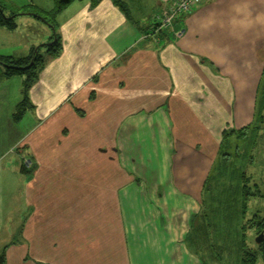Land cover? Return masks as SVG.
Masks as SVG:
<instances>
[{
  "label": "crops",
  "instance_id": "obj_1",
  "mask_svg": "<svg viewBox=\"0 0 264 264\" xmlns=\"http://www.w3.org/2000/svg\"><path fill=\"white\" fill-rule=\"evenodd\" d=\"M173 1L70 0L56 16L60 54L39 71L18 122L23 78L12 88L0 70L5 264L211 263L190 235L202 200L187 186L197 176L183 175L198 152L183 146V123L206 151L220 147L264 53V0H201L172 29L149 31ZM199 252L214 260L215 245Z\"/></svg>",
  "mask_w": 264,
  "mask_h": 264
},
{
  "label": "rangeland",
  "instance_id": "obj_2",
  "mask_svg": "<svg viewBox=\"0 0 264 264\" xmlns=\"http://www.w3.org/2000/svg\"><path fill=\"white\" fill-rule=\"evenodd\" d=\"M4 6V12L9 13L12 11H19L22 14L15 18L17 27L13 30H7L5 28L0 30V55H11L14 57L26 56L32 47L40 46V53L43 55L46 61L48 53L45 52V48L42 43H48L52 33L51 27L45 22L35 18L30 14H23L24 12H34L41 8H51L55 0H0ZM201 3V0H200ZM48 10V9H46ZM149 31H152L151 24ZM1 28V27H0ZM21 44L22 46L29 44L25 49L26 52H17L15 45ZM30 48V49H29ZM227 65L228 62H226ZM243 62H231L230 67L242 66ZM217 67V66H216ZM220 67L223 69L222 64ZM4 66L0 63V70H3ZM251 77L248 78V84H246L247 93H237L233 101L232 113H229L226 118V124L221 129V142L216 148H211L206 151L205 147L196 140L186 136L187 123H183V146L188 151L197 150L192 157H187L184 160L186 165L183 170V175L194 174L198 180L194 177L189 178L187 186H197V197H199L203 204L200 208H204L206 211V218H202L197 215L193 226L202 224L203 230L208 232L209 238L212 244L221 248V253L217 257L218 261L211 260L207 257L208 254H204L206 259L210 261L209 264H240V252L242 242L245 241L250 248H256L255 230L247 229L246 231H240L239 225L245 220L250 219L251 215L258 211H264V197L251 198L248 201V207L245 218L240 213V209H235L231 205H227L229 198L228 189L230 188L227 183L233 185L239 183L241 179H245L247 185L253 189V185L256 184L264 196V53L259 55V59L251 62L250 68ZM1 78V77H0ZM18 76L9 78V86L15 88V83ZM23 78V76H22ZM245 94V95H244ZM248 100L249 107H245L243 104ZM251 99V100H250ZM251 104V105H250ZM243 118L245 122L240 124V118ZM26 124V123H24ZM29 125V124H28ZM30 126V125H29ZM243 126H246V134L242 137H237L233 134L231 137H227L228 133L234 129L237 130ZM195 132V130H194ZM228 132V133H227ZM224 133H227L226 135ZM202 137V133L199 134ZM223 137V138H222ZM226 138L228 140H226ZM200 148V150H199ZM177 154L182 149L176 148ZM226 154L227 157L223 158L222 155ZM29 160V159H28ZM31 160L28 169L31 168ZM24 166V162H22ZM195 166H203L196 167ZM195 169V172H194ZM176 170V168H175ZM207 172V173H206ZM244 173V177H242ZM179 174L178 172L174 173ZM182 174V173H181ZM206 175L209 176L208 181H204ZM247 178V180H246ZM202 180L204 186H207V190L200 189L199 185ZM192 182L189 183V182ZM183 182L187 181L183 178ZM202 220V221H201ZM190 229V226H189ZM17 233L15 235L14 243H18ZM13 243V244H14ZM255 264H264V260L259 256Z\"/></svg>",
  "mask_w": 264,
  "mask_h": 264
},
{
  "label": "trees",
  "instance_id": "obj_3",
  "mask_svg": "<svg viewBox=\"0 0 264 264\" xmlns=\"http://www.w3.org/2000/svg\"><path fill=\"white\" fill-rule=\"evenodd\" d=\"M70 0H55V5L51 7L49 10L40 9L34 12H24L23 14H30L35 16V18L45 22L48 24L51 29L52 33L49 38L50 42L49 44L42 43L41 45L45 48V52L48 53V57H56L60 54L61 51V39L57 32V23H56V16L59 13V11L64 7L65 4H67ZM97 2V0H91V3L94 5ZM115 4L120 5L118 3V0H113ZM122 6V4H121ZM5 6L0 1V27H3L7 30H13L17 27V23L15 21V18L18 15H21L22 13L19 11H12L9 13L4 12ZM124 9V6H123ZM152 27V26H151ZM154 32V30L152 29ZM162 32V31H160ZM53 40V42H52ZM0 63L3 64L4 69L3 72L7 77H12L15 75L23 76L22 85H21V98L15 105L14 111L12 112L11 118L14 122H18L22 119L23 115L26 113L28 109L32 107L30 97H29V90L32 87V85L36 82L38 78V73L43 67V65L46 63V58L44 59L43 55L40 53V46L38 47H32L29 51V53L26 56L22 57H14L11 55H0ZM30 64L29 67H25L26 65ZM246 126H243L237 130L232 129L228 134L227 137H231L236 135L237 137H242L246 134ZM223 138V137H222ZM226 140H228L226 138ZM223 158L227 157L226 154L222 155ZM31 169H26L24 166H21L22 172H29ZM242 173V177H244ZM209 180V176L207 177L206 181ZM247 180V178H246ZM227 185L230 187L228 189L229 198L228 206L231 205L235 207V209L241 208L239 211L242 213V217L245 218L247 207H248V201L251 198H260L264 197L258 186L256 184L253 185V189L247 185V182L245 179H241L239 183L232 184L227 183ZM204 190H207V186H204ZM203 202L201 203V205ZM262 213H259L258 211H255L250 219L245 220L242 225H239L240 231H246L247 229H254L255 234L263 233V239L260 243H256V248H250L247 246L245 241L242 242L241 245V252L239 258H240V264H255L258 257L260 256L264 260V211H261ZM203 220V218H206V211L204 208H200L199 214ZM197 218V216H196ZM194 219V218H193ZM201 220V221H202ZM195 220L193 221V223ZM192 223L191 226V239H194L197 241V247L195 248L197 251V255L203 256L205 258V252H199L201 248L211 249V241L210 238L205 237L207 232L203 230L202 224H198L194 227ZM197 234V238H195L193 235ZM5 249L3 248L2 251H0V264H5ZM221 253V248L215 246V252H214V261H218L217 257H219V254ZM208 256H212V253H209ZM206 262V259L204 260Z\"/></svg>",
  "mask_w": 264,
  "mask_h": 264
},
{
  "label": "built area",
  "instance_id": "obj_4",
  "mask_svg": "<svg viewBox=\"0 0 264 264\" xmlns=\"http://www.w3.org/2000/svg\"><path fill=\"white\" fill-rule=\"evenodd\" d=\"M200 0H174L171 4L165 6L159 12L152 16V29L155 32L169 30L173 28V22L179 14H187L192 7Z\"/></svg>",
  "mask_w": 264,
  "mask_h": 264
},
{
  "label": "water",
  "instance_id": "obj_5",
  "mask_svg": "<svg viewBox=\"0 0 264 264\" xmlns=\"http://www.w3.org/2000/svg\"><path fill=\"white\" fill-rule=\"evenodd\" d=\"M52 42H53V40H52ZM50 42H48V43H46V44H49ZM30 66V64H28V65H26L25 67H29ZM262 239H263V233L261 232V233H259L257 236H256V238H255V241L257 242V243H260L261 241H262Z\"/></svg>",
  "mask_w": 264,
  "mask_h": 264
}]
</instances>
